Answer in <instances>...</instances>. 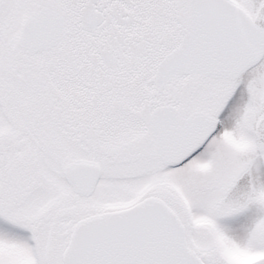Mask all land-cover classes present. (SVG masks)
<instances>
[{
  "label": "snow or ice",
  "instance_id": "1",
  "mask_svg": "<svg viewBox=\"0 0 264 264\" xmlns=\"http://www.w3.org/2000/svg\"><path fill=\"white\" fill-rule=\"evenodd\" d=\"M0 264H264V0H0Z\"/></svg>",
  "mask_w": 264,
  "mask_h": 264
}]
</instances>
